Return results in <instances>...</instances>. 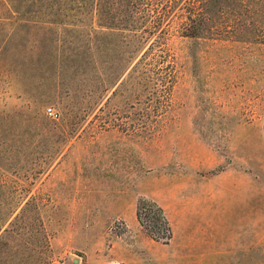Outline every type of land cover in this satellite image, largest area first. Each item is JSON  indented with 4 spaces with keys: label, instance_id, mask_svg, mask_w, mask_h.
Here are the masks:
<instances>
[{
    "label": "rangeland",
    "instance_id": "1",
    "mask_svg": "<svg viewBox=\"0 0 264 264\" xmlns=\"http://www.w3.org/2000/svg\"><path fill=\"white\" fill-rule=\"evenodd\" d=\"M203 2L0 6V264H264V0Z\"/></svg>",
    "mask_w": 264,
    "mask_h": 264
},
{
    "label": "trees",
    "instance_id": "2",
    "mask_svg": "<svg viewBox=\"0 0 264 264\" xmlns=\"http://www.w3.org/2000/svg\"><path fill=\"white\" fill-rule=\"evenodd\" d=\"M218 0H204L200 8H205L203 12H209L210 6ZM92 0H0V6L8 9L11 19L26 28L29 25L54 23L58 24L60 18L55 15L41 16L40 11L45 5L52 6L70 4L79 9H87L91 6ZM232 3L243 5V0H231ZM57 9H60L59 7ZM38 14H36L37 12ZM202 10L192 13L188 17V22L182 26V33L185 37H195L200 29L199 25L203 20ZM136 219L144 232L154 241L167 243L171 238V226L161 207L152 201L140 199L136 207ZM7 222V221H6ZM5 222V223H6ZM4 223V225H5ZM0 227V230L4 226Z\"/></svg>",
    "mask_w": 264,
    "mask_h": 264
},
{
    "label": "built area",
    "instance_id": "3",
    "mask_svg": "<svg viewBox=\"0 0 264 264\" xmlns=\"http://www.w3.org/2000/svg\"><path fill=\"white\" fill-rule=\"evenodd\" d=\"M45 114H46L49 118H51V119H53V120H56L57 117H58L57 112H56L55 110H53L52 108H46V110H45Z\"/></svg>",
    "mask_w": 264,
    "mask_h": 264
},
{
    "label": "water",
    "instance_id": "4",
    "mask_svg": "<svg viewBox=\"0 0 264 264\" xmlns=\"http://www.w3.org/2000/svg\"><path fill=\"white\" fill-rule=\"evenodd\" d=\"M74 263H77V261H75Z\"/></svg>",
    "mask_w": 264,
    "mask_h": 264
}]
</instances>
